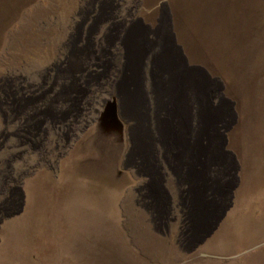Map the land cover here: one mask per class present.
<instances>
[{
  "label": "rangeland",
  "instance_id": "obj_1",
  "mask_svg": "<svg viewBox=\"0 0 264 264\" xmlns=\"http://www.w3.org/2000/svg\"><path fill=\"white\" fill-rule=\"evenodd\" d=\"M85 3L0 0V264H264V0Z\"/></svg>",
  "mask_w": 264,
  "mask_h": 264
},
{
  "label": "flooded vegetation",
  "instance_id": "obj_2",
  "mask_svg": "<svg viewBox=\"0 0 264 264\" xmlns=\"http://www.w3.org/2000/svg\"><path fill=\"white\" fill-rule=\"evenodd\" d=\"M91 4H93L95 2V0H90ZM88 5V0H86L85 3V7ZM119 5V4H118ZM117 5V8H119V6ZM89 14V13H88ZM87 16V14H85ZM96 19V18H95ZM141 23V22H140ZM118 23H114L113 22V35H117L118 36L114 39L113 37V43L114 40L116 42H120L123 47L126 49L127 48V32L130 31V29L132 30L133 27L126 25V23H120L118 26ZM143 25V24H141ZM96 28L92 29L90 28V30H92V32L95 30ZM151 31V32H149ZM146 33V37L142 40H140V43L142 45V47H140V50L145 49V52L143 53V58L144 59H149V56L151 55V58L156 59V65L152 66L150 68H148V71L153 69V74L155 75L156 78L162 80L161 84L158 88V91L160 89V91H162L161 94H159V96H163L162 101H160V106L165 105L166 110H168V113L170 115H173V110L175 109H171L173 108L172 105V98L175 95V92H172L173 86L181 89L182 93H188L189 89L192 87V84L194 83L195 80V74L194 73H198V69L196 68V66H188L185 60V65L184 68H178L176 67V61H175V56L172 53H168L169 50L167 49V45L163 44V41L165 37L164 35H161L160 33H158L157 31H153L152 29H147L145 31ZM167 38V37H166ZM129 45V44H128ZM139 48V47H138ZM138 48H134V49H138ZM127 50V49H126ZM139 50V49H138ZM137 51V50H136ZM139 54L140 53H133L132 56V61L131 62H138L139 60ZM173 55V56H172ZM124 58L127 61V57L126 55L124 56ZM169 66V67H168ZM156 69H154V68ZM126 71V70H125ZM132 73H130V79L132 77L135 76V72L131 70ZM119 73V72H117ZM169 73L171 74L169 76ZM125 75V72H124ZM126 84V83H125ZM132 86H130V90H131ZM157 88L155 87V91L157 90ZM122 91V89H121ZM213 92V91H212ZM169 96L172 100H170L169 103L166 104V102H164V99L166 96ZM129 96V94H127V96H125L124 99H126ZM179 96V95H178ZM156 98V97H155ZM177 98V97H176ZM120 102H123V93H121V95L119 96ZM123 106V104H121ZM121 108V106H120ZM161 109V108H160ZM166 119H168V117H166ZM222 122V121H221ZM220 122V123H221ZM136 145L132 146V148L130 150L136 151Z\"/></svg>",
  "mask_w": 264,
  "mask_h": 264
},
{
  "label": "crops",
  "instance_id": "obj_3",
  "mask_svg": "<svg viewBox=\"0 0 264 264\" xmlns=\"http://www.w3.org/2000/svg\"><path fill=\"white\" fill-rule=\"evenodd\" d=\"M105 126H106V130L112 132V130H111L112 127H109V128H108L107 125H105ZM154 128H155V126H154ZM152 133H153V131H152ZM150 139L152 140V143H150V141H148V142L145 144V146H146V145H147L148 147L153 146L154 143H153V136H152V135L149 136V140H150ZM160 139H161V138L159 137L158 143H160V145H161V147H162L163 144H162V142H161ZM140 149H141V147H140ZM140 149H139V150H140Z\"/></svg>",
  "mask_w": 264,
  "mask_h": 264
}]
</instances>
